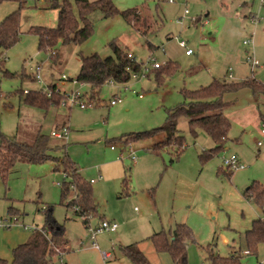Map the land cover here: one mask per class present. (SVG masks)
I'll use <instances>...</instances> for the list:
<instances>
[{
    "label": "rangeland",
    "instance_id": "rangeland-1",
    "mask_svg": "<svg viewBox=\"0 0 264 264\" xmlns=\"http://www.w3.org/2000/svg\"><path fill=\"white\" fill-rule=\"evenodd\" d=\"M114 2L121 10L138 8L146 24L132 26L120 15L104 18L96 12L92 36L80 45L60 42L56 62L49 58L48 51L39 49L37 36L28 30L32 26H56L58 10L50 6L51 0L24 2L20 11L21 36L7 50L5 68L15 73L25 71L26 75L11 77L0 69V137L4 134L32 144L39 132L50 135L53 143L61 145L52 149V154H67L87 181L96 179L92 186L99 215L90 216L88 226L95 229L105 219L116 221L118 228L114 232H98L92 240L83 218L75 213L76 207L66 205L75 197V191L63 198L62 185L57 184L70 178L63 171H55L52 162L19 161L6 178L0 174V218L17 219H9V226H0V257L7 264L12 262L14 247L29 241L34 229L42 228L45 220L42 208L46 207H52L54 218L64 226L70 240L60 247L63 253L55 256L58 264H131L120 246L136 242L153 264H175L168 253L157 252L148 237L176 223L189 225L196 238V242H188L187 264H209L208 244H213L216 253L229 255L227 242L233 244L232 240L239 238L238 232L243 233L253 218L264 215V208L244 195L253 180L264 183V134L260 120V114H264L263 95H254L247 88L226 94L225 100L231 103L224 112L232 123L228 140L207 162H202L199 155L215 146V141L201 128L194 132L186 115L176 118L186 146L178 158L170 150L160 154L151 151L156 142L164 139L163 133L132 143L137 162L127 156L117 159L122 141L114 140L130 132L162 126L168 109L183 102L180 91L184 87L198 89L213 78L227 77L229 67L234 70V79L250 75L249 51L259 65H264V19L254 24L250 16L257 13L264 17V8H260L258 0ZM19 4L17 0H0V22L17 10ZM182 16L183 23H179ZM193 18L199 21L194 24ZM251 38L253 44L246 45L244 41ZM112 40L127 46L138 61L146 62L154 56L161 66L171 59L178 67L163 73L161 83L154 70H149L146 77L131 79L128 90L105 83L100 92L101 103L85 109L78 105L52 107L46 114L44 109L25 102L22 90L44 87L32 78L33 69L39 66L44 83L52 77L62 91L79 89L87 93L83 102L88 103L89 86L80 88L79 83L73 82L81 66L80 55H112L109 45ZM181 40L186 47L180 46ZM150 45L154 46L152 50ZM187 49L192 54H186ZM63 74L69 78L64 82ZM256 77L264 79L263 67L256 69ZM116 93L122 101L111 105ZM59 125L68 128L67 139H57L51 134ZM112 144L116 150L111 149ZM232 154L239 156L244 168L228 170L223 166V158ZM99 175L102 179L97 180ZM125 175L131 189L129 195L120 197ZM10 207L14 208L12 214ZM104 251L111 252L106 260L102 256ZM256 261L264 264V243L258 248L257 258L245 255L242 259L243 264Z\"/></svg>",
    "mask_w": 264,
    "mask_h": 264
},
{
    "label": "trees",
    "instance_id": "trees-1",
    "mask_svg": "<svg viewBox=\"0 0 264 264\" xmlns=\"http://www.w3.org/2000/svg\"><path fill=\"white\" fill-rule=\"evenodd\" d=\"M19 1L17 10L9 14L0 22V69L5 75L20 78L26 75L11 72L5 68L6 52L21 36L20 31V11L26 0ZM73 4L77 7V14L74 12ZM50 6L58 10V21L54 27L32 26L28 31L37 36L39 49L48 51L49 58L56 62L59 56L57 45L63 44L80 45L89 39L95 29L93 14L100 12L104 18L122 16L127 23L137 26L138 23L146 24V19L138 8L119 9L114 0H51ZM113 54L102 57L98 53L85 56L81 53V66L74 78L78 83L88 85L91 96L88 102L92 106L101 103L100 92L102 86L113 80L126 84L131 80L132 72H139L144 61H138L128 50L127 46L119 44L116 40L109 43ZM154 46L150 45L152 50ZM178 67L173 60H168L164 65L150 69L157 72L158 83L162 81L163 73H170ZM147 73L146 76H148ZM32 78L36 75L32 72ZM73 80V79H71ZM247 88L254 95L264 96V79H258L255 74L246 78L234 80L226 77L213 78L206 86L198 89H181L183 102L174 108L168 109L165 123L151 130L130 132L114 140L122 143L136 142L153 137L159 133L164 134V139L156 142L151 151L160 154L162 151H172L175 158H178L185 149V136L181 133L176 123V118L181 115L189 116V125L194 132L197 128L203 129L215 141V146L205 149L200 153L202 162H207L214 155L224 148L228 140L231 129V120L224 112L231 103L225 100L228 93L237 92ZM51 96L41 90L32 89L25 92V102L32 106L44 109L46 112L51 107L60 106L61 100L65 97V92L61 91L57 85L49 84ZM87 93H83L81 98ZM260 120L264 122V114H260ZM64 146V145H63ZM61 147L60 144L53 143L51 136L39 132L32 144L16 141L4 134L0 137V174L6 178L15 164L19 161L28 163L52 162L55 171H63L69 176V180H64L62 184V197L66 198L71 190L75 191V197L66 205L72 207L79 205L80 209L75 213L83 218V222L88 226L90 216L99 215L98 205L94 198V189L91 181H87L80 167L67 154L57 156L50 151ZM172 157V160L174 159ZM232 170V169H228ZM126 172V170H125ZM228 173V172H227ZM123 190L120 197L129 195V178L125 175L123 179ZM151 194L154 189H151ZM245 197L264 208V183L253 180L245 189ZM45 215L44 224L41 229H34L29 241L18 244L13 249V259L11 264H58L55 256L61 255L57 247L65 245L69 239L65 235V228L59 224L53 216L52 207L42 208ZM9 213H14V208H9ZM105 220V219H104ZM242 244L239 248L232 250L227 256L220 255L214 251L213 244L206 247L209 264H243L244 250L257 257L258 248L264 243V218L256 217L252 220L251 226L243 233H239ZM157 252L168 253L175 264H187V245L189 241L196 242L192 228L186 223H176L169 229H162L148 237ZM234 241V240H233ZM120 250L131 264H153L146 253L139 247L138 243L121 245ZM5 258L0 257V264H7Z\"/></svg>",
    "mask_w": 264,
    "mask_h": 264
},
{
    "label": "built area",
    "instance_id": "built-area-1",
    "mask_svg": "<svg viewBox=\"0 0 264 264\" xmlns=\"http://www.w3.org/2000/svg\"><path fill=\"white\" fill-rule=\"evenodd\" d=\"M170 2H174L175 0H169ZM260 8H264V0H258ZM185 14H188V10H185ZM183 17L182 16L178 22L179 23H183ZM262 19H264V17L260 16L259 14H253L251 15V21L254 24H259ZM192 21L194 22V24H196L199 20L193 18ZM206 22V21H205ZM244 43L246 45H251L253 44V40L251 39H247L244 41ZM180 46L182 47H186V43L185 41L181 40L179 42ZM186 54H192V50L191 49H187L186 50ZM247 62L249 63L250 67H251V71L254 72L257 68L259 67H263L264 65H259V63L256 61L255 57H254V53H251L250 51L247 52ZM161 64L159 62L156 61V59L154 58V56H150L149 59L143 63L142 68L139 72H132L131 73V79H138L140 76L142 77H146L147 73L149 72V70L151 68H158L160 67ZM41 67L37 66L35 69H33V72L36 75V80L41 83L44 84V87L41 90L43 93L47 94L48 96H51V90L49 89V85H46L43 80H42V76L40 73ZM228 76L231 78L233 76L232 74V68L230 67L228 69ZM63 81L69 79L65 74L62 75L61 78ZM73 82L75 84H77L78 82L76 80H73ZM106 83L110 84L111 86H115L118 88H122L124 90H128V86L127 83L123 84V83H118L115 82L113 80H108ZM80 84V88L83 87L85 84L83 83H79ZM28 90H25V92H27ZM65 92V91H64ZM83 93L80 92L79 89L77 90H71V92H65V97L61 100L60 102V107H67V108H71L73 105H78L80 108L85 109L87 107H91L92 103L91 102H83V98H81ZM140 97H142L143 95L140 94ZM122 101V98L120 97V95L118 93L114 94L113 99L110 101L111 105H116L118 102ZM262 129L261 132L264 134V122L262 123ZM51 134L57 138V139H67L68 138V128L66 126H63L61 129H55L51 132ZM258 145L261 146L262 142L259 141ZM112 149H115V145H111ZM129 157L133 162L137 161V155L136 152L132 146V142H128V143H122V148L120 149L119 155H118V159H124L125 157ZM223 166H225L227 169H232V170H238V169H242L244 168L243 163L241 162V159L239 158V156L237 154H232L229 157H224L223 158ZM64 173V172H63ZM64 176L66 178H69V176L64 173ZM101 177V176H100ZM94 180H91V183H93ZM58 185H62L61 182L57 183ZM76 210L80 209L79 205H75ZM9 219H13V218H9ZM8 218H0V226H6L8 224ZM13 221H17V219H13ZM11 221V222H13ZM118 228V223L116 221H108V220H103L101 222V224L93 229L90 226H88V230L90 231V237L92 240L95 239L96 235L98 232L101 231H109V232H114L116 231ZM94 246L98 248V245L94 243ZM62 246L57 247V251L62 254L63 252H61V248ZM245 254H249L248 250H244L243 251ZM102 256L104 258V260L108 259L111 254L110 252H102ZM255 264H262L260 262H256Z\"/></svg>",
    "mask_w": 264,
    "mask_h": 264
},
{
    "label": "crops",
    "instance_id": "crops-1",
    "mask_svg": "<svg viewBox=\"0 0 264 264\" xmlns=\"http://www.w3.org/2000/svg\"><path fill=\"white\" fill-rule=\"evenodd\" d=\"M251 16V15H250ZM230 68V67H229ZM228 68V69H229ZM228 69H227V74H228ZM233 69H232V74H233ZM252 74H255V76H256V70L254 71V72H252L251 71V73H250V75H252ZM250 75H247V76H245L244 78H246V77H248V76H250ZM235 75L233 74V76L230 78L228 75H227V77L226 78H229V79H234L235 77H234ZM51 80H49V82H47V84L46 85H49V84H55V85H57L58 86V88L62 91V88H60V86L53 80V78L51 77L50 78ZM241 79H243V78H241ZM234 80H239V79H234ZM62 82H64L63 80H62ZM58 107H60V106H58ZM52 108V107H51ZM53 108H55V107H53ZM49 111V110H48ZM48 112H46V114H47ZM61 127H63V125L62 126H56L55 127V129H58V128H61ZM161 141V140H160ZM133 143V142H132ZM122 145V144H121ZM112 149V148H111ZM112 150H116V147H115V149H112ZM118 159V158H117ZM137 162V161H136ZM101 175H99L98 177H97V180H100V179H102V177H100ZM93 180H94V182L93 183H95L96 182V179H94V178H92ZM92 179H90V181L92 180ZM92 183V184H93ZM258 217H262V218H264V215L263 216H258ZM254 219V218H253ZM252 219V220H253ZM238 235H239V232H238ZM226 241H227V239H225ZM234 240V241H233ZM232 241V243L233 244H230L229 242H227V244H229V246L230 245H232V250L234 249L233 247H235V246H237V247H235V249H237V248H239L240 247V245L242 244V242H241V239H240V235H239V238L237 239V238H235V239H233ZM237 241H238V244H237ZM69 243H70V240H69ZM93 244H94V241H93ZM65 245H67V244H65ZM64 246V245H63ZM62 246V247H63ZM68 247V246H67ZM231 249V248H230ZM244 253V252H243ZM110 254H111V252H110ZM245 254V253H244ZM245 255H251V254H245ZM253 256V255H252ZM255 258H257V257H255ZM256 262H258V261H256ZM255 262V263H256Z\"/></svg>",
    "mask_w": 264,
    "mask_h": 264
}]
</instances>
